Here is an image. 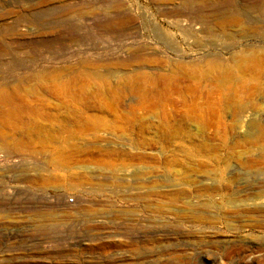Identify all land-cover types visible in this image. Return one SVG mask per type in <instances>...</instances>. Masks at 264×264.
Here are the masks:
<instances>
[{"label":"rangeland","instance_id":"1","mask_svg":"<svg viewBox=\"0 0 264 264\" xmlns=\"http://www.w3.org/2000/svg\"><path fill=\"white\" fill-rule=\"evenodd\" d=\"M263 9L0 0V264H264Z\"/></svg>","mask_w":264,"mask_h":264},{"label":"bare ground","instance_id":"2","mask_svg":"<svg viewBox=\"0 0 264 264\" xmlns=\"http://www.w3.org/2000/svg\"><path fill=\"white\" fill-rule=\"evenodd\" d=\"M263 11H264V9H263ZM14 25H15V23H14ZM34 110L35 109L33 108L30 101L19 92V89H16V88L8 89L6 85L0 84V124L1 125H5V126L13 128V129H18V124H15V122L13 121V118L18 117L20 114H22L24 112H30V111H34ZM23 141L24 140H22L21 142H23ZM262 199H264V197ZM263 206H264V202H263ZM96 244H98V243H96ZM91 250H93V249H91ZM103 252H105V251H103ZM114 255H112V257ZM112 257H111V259H112ZM82 258H83V256H82ZM92 259H95V258H92ZM107 261H109V260H107Z\"/></svg>","mask_w":264,"mask_h":264}]
</instances>
